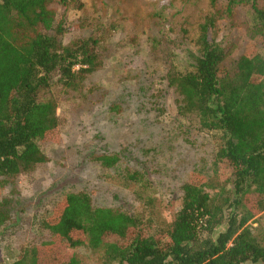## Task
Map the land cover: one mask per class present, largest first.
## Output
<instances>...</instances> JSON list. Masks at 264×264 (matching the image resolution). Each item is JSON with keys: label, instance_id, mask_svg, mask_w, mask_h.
<instances>
[{"label": "trees", "instance_id": "trees-1", "mask_svg": "<svg viewBox=\"0 0 264 264\" xmlns=\"http://www.w3.org/2000/svg\"><path fill=\"white\" fill-rule=\"evenodd\" d=\"M139 4L0 0V232L16 226L19 213L3 192L17 196L19 180L49 163L44 146L62 129L61 103L94 102L86 80L105 68L128 21L129 44L147 35L152 63L164 67L178 130L217 137L215 171L228 177L217 184L195 171L180 211L161 229L97 206L88 191L66 192L42 222L51 239L24 245L15 264H81L66 251L82 246L103 249L101 264H264V230L255 226L264 213V0H168L149 12ZM71 34L78 36L67 42ZM242 34L253 52H241ZM98 161L106 169L125 164L121 155ZM123 175L148 188L143 172L126 167Z\"/></svg>", "mask_w": 264, "mask_h": 264}, {"label": "rangeland", "instance_id": "rangeland-1", "mask_svg": "<svg viewBox=\"0 0 264 264\" xmlns=\"http://www.w3.org/2000/svg\"><path fill=\"white\" fill-rule=\"evenodd\" d=\"M167 1L140 0L138 10H160ZM131 24L128 21L113 38V55L105 68L86 80L88 89H94V102L60 104L62 129L44 146L49 163L19 180L17 196L9 187L3 192V199L17 201L19 213L18 224L0 232V264H15L24 245L40 246L51 239L42 222L66 192L88 191L97 206L138 215L161 229L170 226L180 211L182 188L195 171L217 184L227 179L228 171L219 176L215 171L218 138L196 132L186 136L178 130L176 97L162 78L164 67L152 63L147 35L138 46L129 44L135 34ZM77 36L69 35L67 42ZM242 37L241 52H253L248 36ZM180 60L186 67L188 58L182 54ZM156 96L164 108L161 114L154 107ZM103 155H121L125 164L106 169L98 161ZM126 167L143 172L148 188L128 183L123 175ZM256 219L255 226L264 230V213ZM66 253L81 264H101L104 250L82 246Z\"/></svg>", "mask_w": 264, "mask_h": 264}]
</instances>
